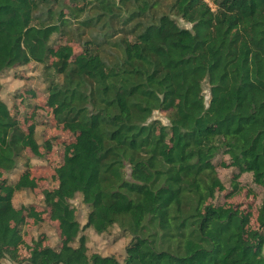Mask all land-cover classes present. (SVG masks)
Listing matches in <instances>:
<instances>
[{
  "label": "trees",
  "instance_id": "obj_1",
  "mask_svg": "<svg viewBox=\"0 0 264 264\" xmlns=\"http://www.w3.org/2000/svg\"><path fill=\"white\" fill-rule=\"evenodd\" d=\"M32 62L74 136L45 192L61 243L43 236L17 256L28 220L43 217L14 204L38 187L29 160L17 180L6 175L25 151L52 146L24 128L0 83V264H264V196L255 210L232 202L244 174L264 189V0H0V75ZM218 166L236 170L228 192ZM78 196L86 228L130 235L123 261L89 254Z\"/></svg>",
  "mask_w": 264,
  "mask_h": 264
},
{
  "label": "rangeland",
  "instance_id": "obj_2",
  "mask_svg": "<svg viewBox=\"0 0 264 264\" xmlns=\"http://www.w3.org/2000/svg\"><path fill=\"white\" fill-rule=\"evenodd\" d=\"M179 25L183 28L191 29L192 25L186 23L181 18H177ZM55 41L66 44L67 37L56 36ZM77 51L80 46L76 42L71 43ZM2 84L1 97L7 105L14 110L18 119L27 129L31 124H36V140L39 144L46 141L51 142V150L45 151L42 157L34 156L31 151L27 150L19 160L17 169L6 178L12 182L19 178L24 171L25 160H29L31 175L37 183L35 190H25L16 193L14 204L17 207H34L37 209L43 220H28L27 226L23 229V242L17 247L18 258L29 255L26 244L31 245L33 241L46 236L45 245L58 247L61 243L58 227L48 218V208L45 204V192L52 191L57 187L55 170L58 168L65 156L69 155V149L65 152V147L74 141V136L67 132L62 125L56 123L52 111L46 106L47 81L45 68L38 63H30L26 66H17L0 75ZM206 101L210 99L209 87L207 82L204 83ZM155 119H159L164 124H168L167 114L156 112ZM220 161V157L218 161ZM219 176L224 182L226 192L231 190L232 174L236 172L234 168H223L218 166ZM240 184L245 188L238 194L232 202H242L245 206L251 205L256 208L260 205L264 196V189L256 186L251 174H244L240 178ZM225 193L218 194L216 203H223ZM251 192V193H250ZM54 197V194L50 197ZM76 208L78 221L82 228L87 223L89 208L83 202L80 196L72 201ZM255 210V209H254ZM254 218L251 221L252 227L257 225ZM82 234L88 238L89 254L99 253L106 256H115L123 261L126 256V247L131 240L129 234L122 232L117 226L113 227L105 234H97L92 228H86ZM2 264H16L5 259ZM23 264H29L25 262Z\"/></svg>",
  "mask_w": 264,
  "mask_h": 264
}]
</instances>
